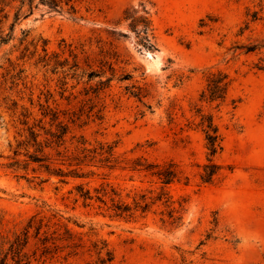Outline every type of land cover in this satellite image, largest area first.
<instances>
[{
    "label": "rangeland",
    "instance_id": "rangeland-1",
    "mask_svg": "<svg viewBox=\"0 0 264 264\" xmlns=\"http://www.w3.org/2000/svg\"><path fill=\"white\" fill-rule=\"evenodd\" d=\"M35 2L16 21L15 7L0 11V264H21L40 247L33 236L22 245V227L35 212L60 213L84 246L66 258L68 247L41 257L38 249L31 264H86L95 240L113 251L112 264H264V13L239 33L249 0H74L75 12ZM100 52L115 73L96 95L99 78L86 83L85 56L96 60ZM207 67L231 78L218 106L198 100ZM195 104L213 114L222 134L215 156L222 168L209 184L199 179L203 135L189 123ZM46 106L69 122L67 140L82 134L91 143L115 142L120 160L173 162L180 172L169 186L175 218L162 220L163 207L154 205L144 219L112 220L67 194L77 182H107L128 201V193L156 187L122 162L90 167L100 174L65 185L54 176L40 183L45 172L12 165L10 143L26 120L49 126Z\"/></svg>",
    "mask_w": 264,
    "mask_h": 264
},
{
    "label": "trees",
    "instance_id": "trees-1",
    "mask_svg": "<svg viewBox=\"0 0 264 264\" xmlns=\"http://www.w3.org/2000/svg\"><path fill=\"white\" fill-rule=\"evenodd\" d=\"M35 0H0V11L6 10L9 14L11 8H16L14 12V20H18L21 16L31 13ZM251 5H247L245 11L244 24L239 28L242 33L249 27L250 22L261 20L264 13V0H249ZM36 6L42 4L50 10L62 11L67 6L68 12H75L74 0H36ZM27 5L28 10L22 14L21 9ZM251 6V7H250ZM5 42V38H1ZM72 49L70 52L72 53ZM98 55L101 58L90 60L89 54L85 56V65L90 69L87 73L86 83L93 78L98 77L97 83L93 87V92L97 95L99 91L110 85L115 70L111 62L107 63V57L104 53ZM76 55L73 54V61L69 66H73L72 70L76 71L81 68L76 61ZM67 62L68 60L65 59ZM98 63L97 68L92 66ZM68 64V63H66ZM65 64L58 63L57 67H64ZM108 67V68H107ZM261 68V67H260ZM259 68V69H260ZM110 70L109 76L106 72ZM82 72V73H81ZM85 69H81L79 73H75L77 80L83 77ZM204 73V86L199 92L198 100L201 103L220 105L226 98L231 78L228 73L216 67H207ZM105 76V79L102 77ZM100 84V86H99ZM92 87L91 84H89ZM140 97V94H135ZM197 104V103H196ZM194 106L193 120H190V127L199 130L204 139L205 147V163L202 165L199 179L202 183H212L219 174L221 166L215 161V156L222 150V134L217 123L214 121L212 113L207 112L202 105ZM50 112H43V116L50 115V123L48 127L43 124H29L28 120L23 122L24 127L18 132V137L14 139V145L10 143L9 147L12 152V165H21L20 168L28 171L29 169L35 173L45 172L48 177L41 179L45 182L49 177L54 176L60 184H68L69 179H85L97 176V173L90 167L113 169L118 163L122 162L129 169L137 171L155 188L144 191H136L132 194L128 193L130 200H125L116 187L112 184L101 182L97 186H89L87 182H77L67 190V194L74 203H79L84 207L93 208L97 214L108 217L112 220H139L144 219L149 212L152 211L154 205H161V219L164 216L175 218L177 209L174 206V200L169 191V186L180 180V172L175 164L171 161H151L146 157L139 156L131 161L128 159L120 160L116 156L115 142H107L95 140L94 143L88 141L82 134H72L67 140L68 133L71 132L69 122L60 119L58 110L46 106ZM264 110V104H263ZM23 156L21 159L20 157ZM36 165V166H33ZM87 168V169H84ZM57 189V187H56ZM23 246L25 247L30 236L37 240V247L33 253H24V259L21 264H31L32 259H37L36 252L39 249L38 256L50 254L53 256L57 251H62L68 247L70 250L64 258L75 255L78 247H83L82 242L75 239V233L68 226V220L64 221L63 216L58 212H50L48 215L41 212H35L27 218L22 227ZM5 241L0 240V257L5 254L3 245ZM13 243H10V246ZM89 255L92 253L95 258L86 264H112L114 253L108 247L104 240H95L91 243V247L87 249ZM14 253L15 250H14ZM17 254V253H16ZM14 255V254H13ZM15 256V255H14ZM3 259V258H2ZM1 262V264H5ZM14 264H19L17 259L12 258Z\"/></svg>",
    "mask_w": 264,
    "mask_h": 264
}]
</instances>
